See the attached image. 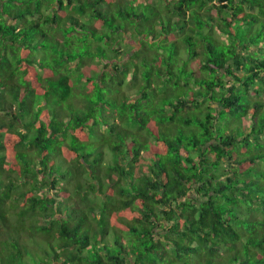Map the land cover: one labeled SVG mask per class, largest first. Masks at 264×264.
Listing matches in <instances>:
<instances>
[{"label":"trees","instance_id":"obj_1","mask_svg":"<svg viewBox=\"0 0 264 264\" xmlns=\"http://www.w3.org/2000/svg\"><path fill=\"white\" fill-rule=\"evenodd\" d=\"M217 1L0 0V264H264V0Z\"/></svg>","mask_w":264,"mask_h":264},{"label":"rangeland","instance_id":"obj_2","mask_svg":"<svg viewBox=\"0 0 264 264\" xmlns=\"http://www.w3.org/2000/svg\"><path fill=\"white\" fill-rule=\"evenodd\" d=\"M217 1V0H216ZM218 2V1H217ZM44 28V27H43ZM218 33H219V31H217ZM220 38L222 39V40H226V35H224V34H221L220 35ZM180 41H182L181 42V44H183L184 43V41L183 40H181V38H180ZM80 45V44H79ZM81 45H82V43H81ZM54 47V46H53ZM88 59V56L87 55H85V54H83L82 56H80V57H78V59H76V60H74V64H76L77 63V60H79V62H83V61H86ZM64 64H62L61 66H63ZM79 65V64H78ZM66 67H64L63 68V70L65 69ZM73 69H75V68H73ZM64 72V71H63ZM28 85H32V84H30L28 81L25 83V87H28ZM249 123H250V120L248 119V120H246L245 121V125H246V129L247 130H249Z\"/></svg>","mask_w":264,"mask_h":264}]
</instances>
